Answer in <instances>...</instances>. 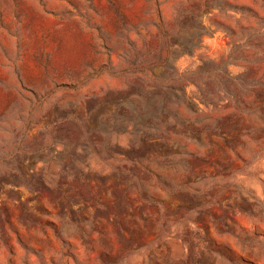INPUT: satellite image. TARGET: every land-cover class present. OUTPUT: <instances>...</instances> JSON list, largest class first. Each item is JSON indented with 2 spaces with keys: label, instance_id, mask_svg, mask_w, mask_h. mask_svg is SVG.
<instances>
[{
  "label": "rangeland",
  "instance_id": "1",
  "mask_svg": "<svg viewBox=\"0 0 264 264\" xmlns=\"http://www.w3.org/2000/svg\"><path fill=\"white\" fill-rule=\"evenodd\" d=\"M0 264H264V0H0Z\"/></svg>",
  "mask_w": 264,
  "mask_h": 264
}]
</instances>
